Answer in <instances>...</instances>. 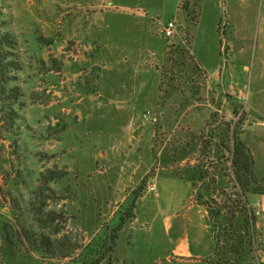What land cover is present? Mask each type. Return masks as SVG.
Returning <instances> with one entry per match:
<instances>
[{
  "label": "rangeland",
  "instance_id": "obj_1",
  "mask_svg": "<svg viewBox=\"0 0 264 264\" xmlns=\"http://www.w3.org/2000/svg\"><path fill=\"white\" fill-rule=\"evenodd\" d=\"M0 15L15 38L22 103L15 134L0 129V264H118L132 231L119 232L113 250L109 235L127 214L138 216L139 243L130 249L141 264H166L172 236L159 229L160 219L179 202L152 175L164 169L192 182L179 214L203 215L214 241L213 211L229 206L238 189L231 153L217 145L223 122L236 123L234 135L254 158L243 174L264 176L255 168L264 166V0H0ZM168 20L172 37L161 33ZM146 110L156 123L143 117ZM47 169L65 174L38 195ZM41 204L42 218L55 213L43 231L51 240L64 234L69 257L18 241L38 235ZM227 219L219 216L220 226ZM239 225L236 217L229 230ZM187 227L196 237L198 223ZM253 230L239 264H259L264 245ZM191 245L207 255L215 241L204 236ZM186 262L170 263L195 260Z\"/></svg>",
  "mask_w": 264,
  "mask_h": 264
},
{
  "label": "trees",
  "instance_id": "obj_2",
  "mask_svg": "<svg viewBox=\"0 0 264 264\" xmlns=\"http://www.w3.org/2000/svg\"><path fill=\"white\" fill-rule=\"evenodd\" d=\"M198 2V0H196ZM187 3V2H186ZM185 3V4H186ZM185 5L183 4L182 7ZM1 16V15H0ZM15 38L10 29L7 28L4 21L0 22V129L6 134H13L15 125L19 119V110L22 107L20 101L21 93L19 88L14 84L17 76L16 71L20 68L19 62L16 58L15 52ZM169 47V46H168ZM190 61L193 63L194 69H200L197 64L194 63L193 57H190ZM236 123L234 122H223L222 124V140L217 142V145L224 150L225 153H231V168L234 176V181L237 190L233 193L231 198V204L226 206L225 209L216 208L213 211L212 220L216 224V229L214 230V241L215 247L208 257L201 259V264H239L242 260L243 255L246 252V248L253 243V227L255 224V215L250 208L247 200V194L252 193H264V176L259 180L247 179V175L243 174V171H250L253 165L254 158L249 154L246 146L234 135V127ZM15 134V132H14ZM210 137V136H209ZM228 141H231V145H228ZM225 142V146H223ZM205 158H210V150L208 145H204ZM220 157V158H219ZM222 156H218L220 159ZM227 159V155L223 156ZM211 163L212 161L209 160ZM206 172L202 174V178L205 179ZM208 173V172H207ZM65 172L55 171L53 169H47L41 172L39 175V180L41 185L38 187L36 193H42L43 189H48L49 183L55 181L56 179L63 178ZM144 182V179L142 183ZM203 187V186H202ZM197 193V192H196ZM197 204H203L200 199V195L196 196L195 199ZM42 203V202H41ZM207 211H209V206H207ZM45 217L42 218V204L36 206L34 210L35 219L38 222V235L35 236L34 233L31 236H26L25 238H20L19 234L18 241L23 243L26 247H31L34 250L43 251L45 254L50 256H59L66 258L70 256V251L68 250V239L64 234H61L58 238L51 240L50 235H48L43 228L46 222L50 223L55 220V213L52 210L45 212ZM131 213V212H129ZM127 218H120L119 223L112 228L109 235L110 249L113 250L118 238L119 232L122 229L125 220H131L133 214H127ZM227 215L228 219L226 223L222 226L219 220V216ZM239 217L241 220V225H239L235 232L229 230L234 225V219ZM63 222V221H62ZM60 222V223H62ZM43 224V225H42ZM63 224V223H62ZM62 227V226H61ZM221 229L217 233V228ZM4 240L8 245L11 244V238L8 235V230L5 225ZM61 231V228L57 226L53 230V234L57 235ZM58 249L55 248V245ZM65 248V249H62ZM58 250V251H57ZM259 264L261 262L259 261Z\"/></svg>",
  "mask_w": 264,
  "mask_h": 264
},
{
  "label": "crops",
  "instance_id": "obj_3",
  "mask_svg": "<svg viewBox=\"0 0 264 264\" xmlns=\"http://www.w3.org/2000/svg\"><path fill=\"white\" fill-rule=\"evenodd\" d=\"M107 11H109V10L106 9V12ZM102 13H104V12L102 11ZM131 15H136V14L134 12H131ZM105 20H106V18L104 17L103 21H105ZM218 74L215 75L216 77L215 76L214 77L216 79H217V77H219L218 80L221 81L220 82L221 86L225 87L226 85H224V82L222 80L223 78H222L221 74H219V75ZM225 88L231 89L230 85H227ZM259 123L260 122H257V124H259ZM255 166H256V164H255ZM173 167L174 166H172V165L169 166L170 169ZM255 168L259 172L264 173V166L261 167V169H258L257 166ZM164 171H165V169L163 170V172H161V173L159 172L158 174H157V172H153L152 175L155 176L154 179H156V181L161 182V184L164 183V185L169 186L171 188V190H174V192H172L171 197H173L172 199L174 201H175V199H177V201L179 202L178 205L182 202H185V199H187L188 197H191L192 182L190 180L185 179L181 175H177L176 171H174V172L173 171L164 172ZM185 194H186V196H185ZM247 200H248V204H249L250 208L252 209V211L257 210L259 212L258 214L255 215V228H257V230H258L257 231L259 234L258 237L264 236V193L249 192L247 194ZM177 206L168 215L161 217V219H160L159 229H161V231L163 233L165 231H167V232L169 231L168 232L169 236H172V237H169L170 238V246H169V249L167 247L164 249L163 260L161 262L166 263V264H171L170 263L171 260L186 259V261L188 262V261H192L194 259L195 263L199 264V263H201L200 262L201 259L209 256L212 252H209L207 255H202V253L200 251H196L192 247L191 240H195V241H197V243L201 244L202 240L204 239V236H206V239H208L209 242L213 243V247H214V241H213L211 235L209 234V232L207 230L208 226H207V223H206L203 215L200 216V221H198L196 219H192L193 217L191 215H188V214L180 215L179 214L180 209H178L179 207L177 208ZM195 207L196 206L193 205L192 209H195ZM137 218H138V216H134L131 220H125V223H124L122 229L120 230V233H122V234L125 233V230L132 231V233H131V236H129V238L126 240L127 246L121 247L123 257L118 258V260L116 259L118 264H141L142 263L141 254L139 255L135 251H131L133 249H130V247L135 248L136 246L134 247V245L139 243L134 236L135 232H134V227H133V224H134V222L137 221ZM171 219L173 220V222L170 221ZM192 220L194 222H197L198 227H199V233L196 232V237L194 235L195 233L190 232L189 228L187 227V225ZM119 221H120V219H119ZM152 223L153 222L151 221V224ZM201 229L204 230V231H202L204 233L203 236H200L201 235L200 234ZM121 236L122 235L120 234V236L118 238V242H120V239L122 242ZM262 243L264 245V242H262ZM259 261L261 262V264H264V250L259 255ZM152 264H156V261L153 260Z\"/></svg>",
  "mask_w": 264,
  "mask_h": 264
},
{
  "label": "built area",
  "instance_id": "obj_4",
  "mask_svg": "<svg viewBox=\"0 0 264 264\" xmlns=\"http://www.w3.org/2000/svg\"><path fill=\"white\" fill-rule=\"evenodd\" d=\"M161 33H162V36H164V37H172L174 35V22L172 20H168L163 25V27L161 29ZM143 117L146 118V119H149L153 123H156V121H157V116L154 113H152L150 110H146L143 113ZM149 189L153 190L154 189V185L151 184L149 186ZM253 212H254V215L259 213L257 210L253 211ZM258 239L260 241L264 242V236H259Z\"/></svg>",
  "mask_w": 264,
  "mask_h": 264
}]
</instances>
